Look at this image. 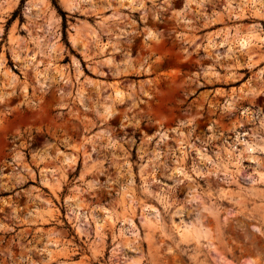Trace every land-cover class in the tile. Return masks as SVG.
Listing matches in <instances>:
<instances>
[{
  "label": "rangeland",
  "instance_id": "374dc122",
  "mask_svg": "<svg viewBox=\"0 0 264 264\" xmlns=\"http://www.w3.org/2000/svg\"><path fill=\"white\" fill-rule=\"evenodd\" d=\"M245 1L0 0V264H264Z\"/></svg>",
  "mask_w": 264,
  "mask_h": 264
},
{
  "label": "bare ground",
  "instance_id": "6f19581e",
  "mask_svg": "<svg viewBox=\"0 0 264 264\" xmlns=\"http://www.w3.org/2000/svg\"><path fill=\"white\" fill-rule=\"evenodd\" d=\"M244 5H248L249 7L250 6H252L251 8H254L253 7V2L250 0V1H245L244 2ZM69 6V5H68ZM72 6V5H71ZM228 6L230 7V8H232V6H231V3H228ZM68 8H70V7H68ZM263 40H264V38H263ZM248 41L245 39V38H240L239 40H238V44H239V46L241 47V48H244L245 46L247 47V45H248ZM239 47V48H240ZM116 95H118V93H116Z\"/></svg>",
  "mask_w": 264,
  "mask_h": 264
}]
</instances>
